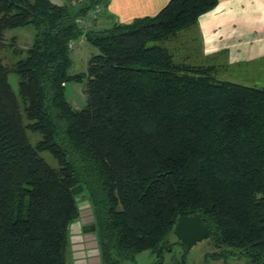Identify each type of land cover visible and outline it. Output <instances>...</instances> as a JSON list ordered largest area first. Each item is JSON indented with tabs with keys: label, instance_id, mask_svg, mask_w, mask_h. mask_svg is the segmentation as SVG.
<instances>
[{
	"label": "trees",
	"instance_id": "obj_1",
	"mask_svg": "<svg viewBox=\"0 0 264 264\" xmlns=\"http://www.w3.org/2000/svg\"><path fill=\"white\" fill-rule=\"evenodd\" d=\"M217 1L170 0L97 26L77 17L108 0H0V48L6 30H34L11 66L0 54V264H68L79 183L102 264L156 250L185 214L217 247L264 263V87L177 61L165 45ZM81 38L98 53L70 73ZM84 80L78 109L66 85Z\"/></svg>",
	"mask_w": 264,
	"mask_h": 264
},
{
	"label": "crops",
	"instance_id": "obj_2",
	"mask_svg": "<svg viewBox=\"0 0 264 264\" xmlns=\"http://www.w3.org/2000/svg\"><path fill=\"white\" fill-rule=\"evenodd\" d=\"M169 1L108 0L95 25L110 26L138 17L153 16ZM187 30H190L191 39L198 45L199 60L194 64L218 65L216 72H221L218 78L225 77L224 80L237 82L232 79L237 67L264 59V0H218L214 8L201 14L198 23ZM86 42L84 38L78 40L79 45L73 52L77 59H84ZM86 46V57L89 59L95 51H90ZM72 104L80 109L75 102L72 101Z\"/></svg>",
	"mask_w": 264,
	"mask_h": 264
},
{
	"label": "rangeland",
	"instance_id": "obj_3",
	"mask_svg": "<svg viewBox=\"0 0 264 264\" xmlns=\"http://www.w3.org/2000/svg\"><path fill=\"white\" fill-rule=\"evenodd\" d=\"M55 1H62V0H55ZM188 28L180 30L175 36L170 37L165 41V45L170 46V51L175 56V60L180 62H187L190 64L196 63L198 61V45H195V41L191 39V33L190 30H187ZM33 36H34V30L31 26H25V27H17L13 29L6 30L4 34V38L2 39L3 43L0 48V54L3 57L4 63L8 66H11L18 57L16 53L13 52V47L15 45H18L20 48H27L32 42H33ZM86 42L84 45V59H77L73 54L74 62L72 66L69 68L70 73H78L85 71L88 64V49L87 46L90 48V51H95L98 53V48L92 45L91 43ZM192 43V44H191ZM191 44V45H190ZM78 41L76 42V46H78ZM75 46V48H76ZM72 51H75L72 49ZM94 52V53H95ZM87 56V57H86ZM215 66L214 74L218 77L220 76L221 72H216V69L218 68V65ZM225 66V65H224ZM235 74H233V80L245 83V84H251V85H257V86H264V59L262 60H254L248 62V64L244 63L241 64L239 67L236 68ZM227 75V73H225ZM225 78V77H221ZM9 82L14 90H17V76L14 73H11L9 75ZM86 80L82 82L77 81H71L68 82L66 85V91L69 100L72 102H75V104L82 108L86 103V94L83 91L85 86ZM77 90V92H75ZM75 94V97H74ZM79 102V104H78ZM74 105V104H73ZM33 135L32 133H30ZM34 136V135H33ZM36 136V135H35ZM39 136V134H38ZM43 156L48 160V162L52 165L56 164L55 159L48 153L43 152ZM77 199L80 201H83L80 203L81 205V211L84 213V216L87 215V217L93 218L92 212L90 209V206L87 202L84 201L85 197L83 194H78ZM80 217L74 221L72 224V233L79 234L81 231V225L78 222ZM88 222V220H86ZM71 234V233H70ZM93 236L90 237L91 240H83L82 242L85 243V248L79 249L81 253L76 252L79 258H84L83 260H87V264H101L98 258V253H96L95 248H92V245L97 244V239L95 236V233L92 234ZM173 233H170L167 237V240L169 238H173ZM89 245V246H86ZM93 251L92 255H88L87 248ZM72 251V249H71ZM78 251V250H76ZM72 251V255H73ZM148 251H143L139 253L134 260H125L122 262V264H144L148 260V258L151 256L148 254ZM70 255V254H69ZM72 260V262H71ZM74 258L68 260V264H73ZM186 261L189 264H256L252 261H250L241 251L234 248H226L225 250L221 247H217L214 245L212 240L208 237L202 240L197 241L194 243L191 247H189L187 253H186ZM264 264V263H263Z\"/></svg>",
	"mask_w": 264,
	"mask_h": 264
},
{
	"label": "water",
	"instance_id": "obj_4",
	"mask_svg": "<svg viewBox=\"0 0 264 264\" xmlns=\"http://www.w3.org/2000/svg\"><path fill=\"white\" fill-rule=\"evenodd\" d=\"M72 191L76 195L81 193L85 197L84 187L81 183L75 185L72 188ZM81 202H83V201H81ZM87 203L89 205V202H87ZM79 207H80V219L78 222L81 225V229H80L81 232L79 234L72 233V225L73 224L70 225L71 249H72V251H74L72 258H75V259L79 258L77 253H76V250L85 248V243L82 242L83 240H87L85 234L89 231L95 232V230H96V224L93 221V218H92V220H90L91 218H89V220L91 221L90 228L89 229L85 228L86 225L88 224V222H86V220H88V217H84V213H82V211H81V205L80 204H79ZM174 231H175L176 235L182 241H184L187 244L188 247H191L194 243H196L199 240H202V239L209 237V229L205 224H203L201 222L200 217L198 215H187V214L182 215L180 217V219L177 221L175 228H174ZM86 246H89V245H86ZM92 248H95L96 253H98V255H99L98 258L100 261V250L98 247V242L96 245H92ZM87 251H88V255L95 254L89 248H87ZM85 262L87 264V260Z\"/></svg>",
	"mask_w": 264,
	"mask_h": 264
},
{
	"label": "flooded vegetation",
	"instance_id": "obj_5",
	"mask_svg": "<svg viewBox=\"0 0 264 264\" xmlns=\"http://www.w3.org/2000/svg\"><path fill=\"white\" fill-rule=\"evenodd\" d=\"M84 217H87L84 216ZM91 220V219H90ZM88 217V224L86 225V229L90 228L91 221ZM94 231H89L85 235L91 240L90 237L93 236ZM173 238H169L165 243L159 246L156 250H149L148 254L151 256L148 258L144 264H189L186 261V253L189 249L187 244L182 241L173 230ZM80 252V250L76 251ZM84 258H76L73 261V264H86ZM101 263V259H100ZM102 264V263H101Z\"/></svg>",
	"mask_w": 264,
	"mask_h": 264
},
{
	"label": "built area",
	"instance_id": "obj_6",
	"mask_svg": "<svg viewBox=\"0 0 264 264\" xmlns=\"http://www.w3.org/2000/svg\"><path fill=\"white\" fill-rule=\"evenodd\" d=\"M73 3L77 0H71ZM104 11V5L96 4L93 8L87 11L84 16L77 17V21L82 25H92L97 17Z\"/></svg>",
	"mask_w": 264,
	"mask_h": 264
}]
</instances>
